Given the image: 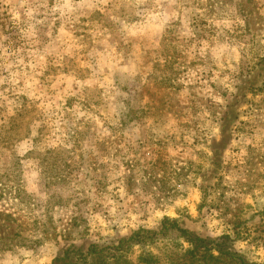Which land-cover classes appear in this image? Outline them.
<instances>
[{
    "label": "rangeland",
    "instance_id": "rangeland-1",
    "mask_svg": "<svg viewBox=\"0 0 264 264\" xmlns=\"http://www.w3.org/2000/svg\"><path fill=\"white\" fill-rule=\"evenodd\" d=\"M65 253L264 264V0H0V264Z\"/></svg>",
    "mask_w": 264,
    "mask_h": 264
},
{
    "label": "trees",
    "instance_id": "trees-1",
    "mask_svg": "<svg viewBox=\"0 0 264 264\" xmlns=\"http://www.w3.org/2000/svg\"><path fill=\"white\" fill-rule=\"evenodd\" d=\"M169 230H175L180 233L181 236L185 237L188 242L191 245V248L187 251V255L191 256L192 262L194 263L195 261L199 262V259H207L208 256H199L202 250L208 251V246H207V241L198 237V236H192L186 229L182 228L181 225L177 222H171L169 220H166L163 222L162 229L159 232H155L152 230H144L140 229L136 232L133 233L132 237H130L128 240L124 242H136V243H143L146 242L145 239H151L152 237L154 238L155 236L158 235H165L168 233ZM92 248L94 246L92 245ZM222 256V255H220ZM152 260L155 261V258L151 255H148ZM232 258L235 259H240L239 263L237 264H246L242 258L238 257L236 254H232ZM69 256L67 253L64 254L63 257L61 258H56L54 260V264H77V263H72L68 262ZM149 260V259H148ZM222 257L217 258L216 261H221ZM147 261V259L143 260ZM105 264V263H103Z\"/></svg>",
    "mask_w": 264,
    "mask_h": 264
}]
</instances>
